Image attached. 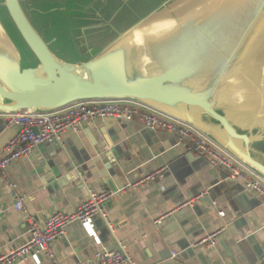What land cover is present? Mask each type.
Masks as SVG:
<instances>
[{
  "label": "water",
  "instance_id": "obj_1",
  "mask_svg": "<svg viewBox=\"0 0 264 264\" xmlns=\"http://www.w3.org/2000/svg\"><path fill=\"white\" fill-rule=\"evenodd\" d=\"M34 1L0 0L21 38L0 18V117L133 102L190 125L264 179V0H43L44 32ZM21 129L0 121V156ZM94 162L111 180L112 164Z\"/></svg>",
  "mask_w": 264,
  "mask_h": 264
},
{
  "label": "crops",
  "instance_id": "obj_2",
  "mask_svg": "<svg viewBox=\"0 0 264 264\" xmlns=\"http://www.w3.org/2000/svg\"><path fill=\"white\" fill-rule=\"evenodd\" d=\"M146 130L139 119L97 120L69 132L63 146L40 145L11 167L0 179V256L24 245L30 228L26 214L14 208L8 183L15 185L28 215L42 224L54 213H73L89 190L109 191L107 181L115 188L142 181L104 205L115 235L101 220L95 238L74 222L52 245L56 261L95 264L97 251L121 242L136 264H264L261 201L226 171L187 152L174 135ZM96 156L103 167L112 164L111 180L95 165ZM155 173L159 176L148 180ZM202 194V201L188 204ZM214 234V246L198 245ZM41 264L54 263L42 257Z\"/></svg>",
  "mask_w": 264,
  "mask_h": 264
},
{
  "label": "built area",
  "instance_id": "obj_3",
  "mask_svg": "<svg viewBox=\"0 0 264 264\" xmlns=\"http://www.w3.org/2000/svg\"><path fill=\"white\" fill-rule=\"evenodd\" d=\"M6 127L20 125L18 136L9 144L0 156V179L7 177V171L22 159L30 157L34 150L43 144L63 146L65 136L69 132H78L85 125L97 120L112 119L117 122L130 123L135 119L143 122L146 129L162 130L176 137L189 153L205 158L209 165L226 171L230 177L241 181L245 191L257 197L264 207V179L259 178L196 129L174 118L153 111L145 106L127 101H89L72 104L62 110L51 113H31L28 111L1 117ZM158 173L149 177L154 180ZM142 181L125 187L126 191L137 189ZM15 200L16 211L26 214L30 224L28 240L21 247L0 256V264H16L31 260L35 264L42 263V257L54 264L58 262L52 249L53 243L66 234V227L74 222L80 223L85 233L96 237V221L101 220L110 234L115 235V228L109 221L104 205L114 198L116 193L110 190L101 192L88 191L87 199L73 213L57 212L48 217L44 223H38L28 215L24 201L14 184L8 183ZM205 194L192 199L193 205ZM222 214V213H221ZM218 234V233H217ZM214 234L198 245L214 246ZM177 254L173 253L172 257ZM95 264H136L127 251L124 243L118 242L115 249H106L95 253Z\"/></svg>",
  "mask_w": 264,
  "mask_h": 264
},
{
  "label": "rangeland",
  "instance_id": "obj_4",
  "mask_svg": "<svg viewBox=\"0 0 264 264\" xmlns=\"http://www.w3.org/2000/svg\"><path fill=\"white\" fill-rule=\"evenodd\" d=\"M33 3L36 4V8H37V11L35 12V14H32L31 16V19L33 21V23L35 24L36 28L38 31L40 32H44L42 26H41V23L39 22L40 18H41V11H38L39 8H43L44 9V2L43 0H35ZM0 18L4 21L10 35L13 37V39L18 42V43H21V38L19 37L18 33L16 32L15 28L13 27L12 23L10 22V20L8 19L5 11L0 7ZM45 19V15L43 17ZM41 18V20L43 19ZM46 23V22H45ZM46 39H48L47 36H45ZM52 48L54 49L55 48V43L54 45L52 46ZM57 49V47L55 48ZM65 53V52H64ZM66 55V53H65Z\"/></svg>",
  "mask_w": 264,
  "mask_h": 264
}]
</instances>
